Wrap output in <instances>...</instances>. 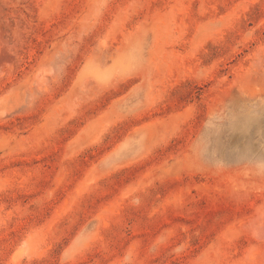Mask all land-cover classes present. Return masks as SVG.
Wrapping results in <instances>:
<instances>
[{
  "label": "rangeland",
  "instance_id": "374dc122",
  "mask_svg": "<svg viewBox=\"0 0 264 264\" xmlns=\"http://www.w3.org/2000/svg\"><path fill=\"white\" fill-rule=\"evenodd\" d=\"M0 264H264V0H0Z\"/></svg>",
  "mask_w": 264,
  "mask_h": 264
}]
</instances>
